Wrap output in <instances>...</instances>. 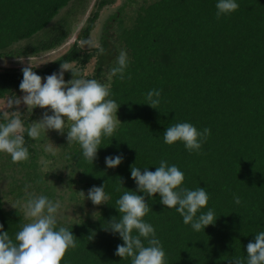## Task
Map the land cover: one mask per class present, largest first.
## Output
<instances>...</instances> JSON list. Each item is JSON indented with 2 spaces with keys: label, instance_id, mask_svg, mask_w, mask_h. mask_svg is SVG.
Listing matches in <instances>:
<instances>
[{
  "label": "trees",
  "instance_id": "obj_1",
  "mask_svg": "<svg viewBox=\"0 0 264 264\" xmlns=\"http://www.w3.org/2000/svg\"><path fill=\"white\" fill-rule=\"evenodd\" d=\"M217 2L94 0L67 45L70 20L79 7L75 0H0V60L37 59L67 45L33 70L46 78L67 63L86 79L108 83L109 70L125 50L130 59L126 75H131L110 81L121 123L113 137L104 138L94 163L84 159L79 144L68 145L67 132L55 130H42L38 139L25 131L27 161L13 163L0 153V224L11 238L28 222L24 189L31 185L29 193L61 201L58 226L77 237L78 248L62 264H131L130 258L115 255L124 243L119 234L105 228L113 217L120 219L116 200L137 191L131 167L154 172L163 159L185 174L184 187L205 188L210 199L202 211L213 209L217 218L196 232L160 202L159 194L148 197L152 211L144 219L155 228L167 264L247 259V244L264 231V0H237L239 9L220 18ZM90 36L103 54L79 45ZM24 67H0V111H20L27 129L46 111L52 113L39 107L29 112L23 103L7 107L9 99L24 95L19 87ZM64 78L74 77L66 71ZM153 89L162 90L158 109L145 104ZM181 122L211 129L200 153H190L182 142H164L167 127ZM48 145L55 155L45 151ZM117 155L124 158L121 165L108 168L105 158ZM104 185L108 204L86 199L89 189ZM234 196L241 198L240 205Z\"/></svg>",
  "mask_w": 264,
  "mask_h": 264
},
{
  "label": "clouds",
  "instance_id": "obj_2",
  "mask_svg": "<svg viewBox=\"0 0 264 264\" xmlns=\"http://www.w3.org/2000/svg\"><path fill=\"white\" fill-rule=\"evenodd\" d=\"M239 7L237 0H218L216 16L230 15ZM78 43L81 47L98 49L99 54L105 51L92 36ZM20 61L24 62V59ZM27 64L22 69L23 80L19 85L24 95L22 98L9 99L7 107L18 108L23 103L29 112L39 107L50 109L52 114L46 111L41 120L31 123L26 129L19 116L20 111H0V120L3 121L0 122V153L10 155L13 163L27 161L29 151L25 146V131L29 137L38 139L42 130H55L61 135L67 132L68 145L79 144L84 159L94 163L104 138L113 137L121 123L117 115L120 105L110 98V81L115 76L121 81L131 79L130 74L126 75L130 64L128 53L125 50L119 52L115 65L109 70L108 83L86 79L67 63L61 64L58 73L46 78L33 70L40 64L33 65L31 56ZM66 71H71L74 78L66 81ZM161 92L150 90L146 94L145 104L158 109ZM210 135L209 128L201 131L191 123L181 122L167 127L163 139L168 145L182 142L190 153H200ZM45 151L55 155L51 145L46 146ZM123 159L122 155L109 156L105 158V163L108 168H116ZM131 178L136 182L137 191H126L116 200L120 219L113 217L105 228L106 231L119 234L124 243L117 246L115 255L122 259L130 258L131 264H167V254L156 236L155 228L144 219L152 211L147 202L148 197L159 194L160 202L167 208L175 209L183 218V223L190 225L196 232L215 224L217 218L214 210L209 208L206 212L202 211L208 206L209 194L203 187L195 190L184 187L185 174L176 165H169L162 159L154 172L133 165ZM30 187L25 186L27 200L23 204L24 218L28 222L23 224L15 238H11L9 232L4 231L3 224H0V264H62L67 254L78 248L77 237L68 227L58 226L61 201L52 200L43 194L37 196L29 193ZM117 191L120 189L117 188ZM80 194L85 196L83 191ZM86 199L99 206L108 204L111 197L104 185L89 189ZM234 203L240 205L241 198L234 196ZM246 253V260L236 256L229 264H264V231L255 235L254 242L247 244Z\"/></svg>",
  "mask_w": 264,
  "mask_h": 264
},
{
  "label": "rangeland",
  "instance_id": "obj_3",
  "mask_svg": "<svg viewBox=\"0 0 264 264\" xmlns=\"http://www.w3.org/2000/svg\"><path fill=\"white\" fill-rule=\"evenodd\" d=\"M76 3H79V7L76 11L75 14H73V17L71 18V36L69 41L67 42V45L70 44L72 41L75 40V36L77 31L81 28V26L84 25V20L86 19L87 15L89 14V11L91 10V7L93 5L94 0H75ZM108 13V12H107ZM64 12L61 13L63 15ZM67 45L64 47L62 46L59 48L57 51L53 53H49L47 55H43L38 57L37 59H34L31 57L32 63L33 64H40V63H47L48 61L52 60L57 54L61 52L63 48H65ZM21 58L13 59V60H0V67H20V66H28L27 64V59L28 58H23L24 62L20 61ZM6 107V104H3V107Z\"/></svg>",
  "mask_w": 264,
  "mask_h": 264
}]
</instances>
